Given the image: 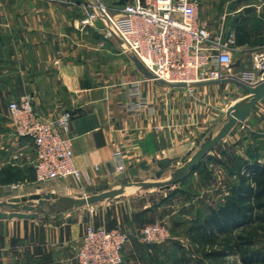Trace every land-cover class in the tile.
<instances>
[{
    "label": "crops",
    "instance_id": "1",
    "mask_svg": "<svg viewBox=\"0 0 264 264\" xmlns=\"http://www.w3.org/2000/svg\"><path fill=\"white\" fill-rule=\"evenodd\" d=\"M72 1L74 6L60 0H0V203L35 194L74 200L103 198L90 205V213L86 205L75 208L48 200L36 207L34 219L0 220V264H76L75 251L88 225L119 228L128 234L121 264H157L166 247L141 243L135 231L175 215L190 220L191 206L185 196H179L185 204L175 205L170 213L168 206L177 200L175 195L166 199L162 191H151L157 181L138 179L154 165L160 170L161 161L172 164L198 152L202 142L214 138V129L228 122L248 92L233 79L198 84L189 91L144 78L117 39L102 38V21L80 25L82 4L90 0ZM101 1L116 8L125 0ZM195 1L200 22L212 32L223 27L234 39L231 24L254 12L246 11L252 6L244 0ZM248 32L252 39L249 26ZM258 47L234 45L232 64L239 61V65L229 68V74L237 78L249 71ZM134 83L147 97L151 113L128 111V105L135 102L130 98ZM25 94L49 119L71 112L68 137L74 164L84 172L80 183L70 177L44 184L34 181L33 146L28 139L13 135L7 112L8 103ZM116 151L121 152L125 167L119 177L112 160ZM249 151H257L258 161H264V99L209 150V156L223 161L233 154L249 160ZM208 168L210 183H201L205 190L200 195L207 207L223 201L230 183L223 165L210 162ZM159 172L154 174L156 180ZM194 177L202 182L200 175ZM122 181L127 185L122 186Z\"/></svg>",
    "mask_w": 264,
    "mask_h": 264
},
{
    "label": "built area",
    "instance_id": "2",
    "mask_svg": "<svg viewBox=\"0 0 264 264\" xmlns=\"http://www.w3.org/2000/svg\"><path fill=\"white\" fill-rule=\"evenodd\" d=\"M74 6L72 0H60ZM82 27L97 21L104 23V40L117 39L125 51L134 56L151 75L152 81L169 85L184 84L192 91L198 84L226 79L254 88L264 82V45L255 49L249 71L234 78L229 74L235 45L233 33L224 38L223 27L212 32L197 17L195 0H125L116 8L106 7L100 0L82 4ZM128 105L130 113L141 109L152 112L146 96L133 84ZM13 135L28 139L34 149L31 163L36 183L73 178L80 183L84 172L74 164L70 131L71 113L64 112L54 121L44 119L35 111L29 95L20 96L7 105ZM116 176L125 167L120 151L113 154ZM92 212L91 206H87ZM140 241L158 244L166 240L167 229L161 222L142 227ZM129 241L119 228L86 226L75 251L76 264H121V252Z\"/></svg>",
    "mask_w": 264,
    "mask_h": 264
},
{
    "label": "trees",
    "instance_id": "3",
    "mask_svg": "<svg viewBox=\"0 0 264 264\" xmlns=\"http://www.w3.org/2000/svg\"><path fill=\"white\" fill-rule=\"evenodd\" d=\"M246 11L250 12V9ZM247 18L231 24L236 46L254 44V38L251 39L248 32ZM247 154L249 160L228 154V159L223 161L206 155L194 164L180 181V184H186L190 177L198 174L202 178L201 183L209 184L212 176V171L208 168L210 162L221 164L226 169L230 180L228 195L215 206L207 207L205 217L201 220L196 219L194 226L189 230L198 244L218 247L205 254V258L212 264H218L223 259L233 256H237L241 264H264V252L249 249L254 246V239L247 231L254 225L260 228L264 226V161H258L257 153L249 151ZM178 182L177 180L173 184ZM219 236L223 238L221 241ZM181 263H183L181 259L172 262Z\"/></svg>",
    "mask_w": 264,
    "mask_h": 264
},
{
    "label": "rangeland",
    "instance_id": "4",
    "mask_svg": "<svg viewBox=\"0 0 264 264\" xmlns=\"http://www.w3.org/2000/svg\"><path fill=\"white\" fill-rule=\"evenodd\" d=\"M90 1H93V0H90ZM244 1L247 5L252 6V8L250 9L251 12L254 11L253 13H250V15L247 18L249 20V29L254 38L253 43L258 46H262L264 45V0H244ZM253 6H256V8H254ZM226 35L227 34L224 35V38L226 37ZM261 40H263L262 44L260 43ZM35 111L38 113V115H40L44 119L54 121V119H49L47 117V113L41 114L40 111L36 109ZM66 112H69V111H66ZM224 125L215 128L214 129L215 131H213L212 137L215 138L217 133L223 128ZM230 131L228 133H230ZM201 145H203V142ZM196 153L187 155L186 157H183L182 159H180V161L178 160L173 161L172 164H170L168 167H166L163 170L157 169V167L154 165L153 169L150 172H144L142 174V178L138 179V181H143V182L157 181L158 184L156 185L158 186L160 185V187L152 186L153 189H151V191H157V192L162 191L164 194L167 195L166 199H169L171 197L170 195L172 194L175 195V198H177V200H175V202L171 201L170 205L168 206V211L170 213L173 212L176 206L180 207L185 204L183 201L180 203V200L178 198L179 196L181 197L185 196L188 207L191 206L190 208L191 210H189L190 211L189 213L191 214L190 220H184L182 217H178L175 215L168 220L167 219L164 221L162 220V222L158 221V222H161L166 227L167 236H168L166 240L161 243L149 244V243L142 242L140 241L138 237L139 231L142 227L138 228L137 231H135V239L140 241L141 243L154 245L156 247H159L160 249L161 248L164 249L166 247V250L164 249L161 252L162 257L157 260L158 261L157 264H172V262L176 259H181L183 261V263L181 264H212L210 260L205 258V254L209 250L218 249L217 246L210 247V246H204V245L198 244L195 241L194 236L191 233H189V230L191 229V227L194 226V222L196 221V219L201 220L205 217V210L207 208V205L204 204L206 203V201L203 198L201 199V196H200L201 193L205 190L203 185H201V182L200 181L197 182L196 178L192 176L187 180L186 184H180V181L184 178V174L183 175L181 174V176L179 175L178 183H175L165 188L162 187L165 183L172 180L173 176H175L173 173L177 169L183 166H186L192 160V158L195 156ZM209 153L210 152L208 151L205 155H209ZM256 153L258 154L257 151ZM203 157H201L199 160H201ZM199 160H197L196 163ZM157 171H160V176L156 180L154 174ZM39 184H44V183H39ZM143 191L144 190H140V193H142ZM225 192L227 194L229 193V184L228 186H226ZM214 203L215 204H213V206L216 205V201ZM30 205L37 207V202H33ZM87 210H88V207H87ZM261 227L262 228H260L258 225H254L251 228L247 229L249 235L253 237L254 239V246L249 248L250 250H260L264 252V226H261ZM222 239H223L222 236H219V240L221 241ZM172 240H179V241H177V244H175V243H172ZM218 264H241V262H240V259L237 256H235V257H228L226 259H223Z\"/></svg>",
    "mask_w": 264,
    "mask_h": 264
},
{
    "label": "water",
    "instance_id": "5",
    "mask_svg": "<svg viewBox=\"0 0 264 264\" xmlns=\"http://www.w3.org/2000/svg\"><path fill=\"white\" fill-rule=\"evenodd\" d=\"M131 61L135 67V69L146 79L152 80L151 75L147 72V70L143 67V65L136 59L134 56H131ZM239 61H236V63L233 65H229L228 68H232L234 66H238ZM157 83L160 86L165 87H183L186 88V85L184 84H176V85H169L166 84L163 81H157ZM213 83V82H210ZM241 86L245 88V90L248 92L247 98L235 109V111L231 114L228 122L223 126V128L217 133L216 137L213 139H209L208 142L204 143L200 150L195 154V156L192 158V160L186 165L179 169H177L173 174V179L165 183L162 187H168L172 185L175 181L178 180L179 175L185 174L189 171V169L196 163L197 160H199L201 157H203L219 140L224 138V136L235 126L237 122H244L246 118L249 116L252 108L255 106V104L264 99V82L260 83L254 88L248 87L246 85H243L240 83ZM170 165L169 161H161L158 163V167L160 170L165 169ZM146 169V168H145ZM160 176V172L156 174V177ZM122 186L127 185L125 181H122ZM155 186H158L154 184ZM149 186L148 184L146 185ZM151 186V185H150ZM160 187V185H159ZM103 198V195L96 197L94 199H80V200H74L71 198H59L57 196L53 195H30L22 198H10L5 203H0V220H7L11 218H17V219H34L37 217V214H34L33 212L36 211V207L30 205L33 202H37V207L41 208L44 204V201L48 200H58V201H64L66 204H71V206L75 208L83 207L84 205L90 206L94 204L95 202L101 200ZM21 204V205H19ZM8 207L12 209L13 211L7 212L2 211L1 208ZM19 209L23 211L22 213L16 212V210ZM70 219H67V222H69Z\"/></svg>",
    "mask_w": 264,
    "mask_h": 264
}]
</instances>
